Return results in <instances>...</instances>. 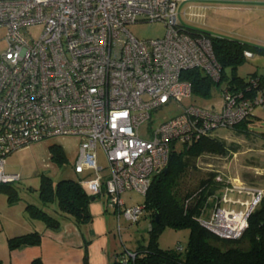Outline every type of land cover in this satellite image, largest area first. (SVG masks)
<instances>
[{
  "label": "built area",
  "instance_id": "built-area-1",
  "mask_svg": "<svg viewBox=\"0 0 264 264\" xmlns=\"http://www.w3.org/2000/svg\"><path fill=\"white\" fill-rule=\"evenodd\" d=\"M179 0H0V184L15 182L7 157L57 137H76L74 171L91 195H106L117 222H137L144 203L127 206L122 193L146 194L152 178L181 145L241 121L251 109L223 88V106L193 104L192 84L182 77L199 69L220 78L211 40L177 22ZM163 21L160 38L139 39L126 27ZM39 26L36 36L32 28ZM247 58L251 51H244ZM264 101V98H261ZM174 104L173 116L157 115ZM105 165L98 163V150ZM105 171V174L102 173ZM232 176L215 207L200 223L222 238L240 237L264 189ZM220 178V177H218ZM239 181V183H236ZM244 197V198H243ZM134 253L126 251V257Z\"/></svg>",
  "mask_w": 264,
  "mask_h": 264
},
{
  "label": "trees",
  "instance_id": "trees-1",
  "mask_svg": "<svg viewBox=\"0 0 264 264\" xmlns=\"http://www.w3.org/2000/svg\"><path fill=\"white\" fill-rule=\"evenodd\" d=\"M181 27L191 34L204 33L209 36L215 58L221 67L217 81L199 69L184 71L182 77L191 82L192 95L197 93L207 96L213 84H222L221 90H231L239 102L248 101L251 109L248 115L233 125L218 127L198 139L172 146L167 170L163 169L153 176L145 194V215L150 219L147 243L138 249H126L133 252L134 256L126 257L125 262L122 259L118 261L119 254L115 253L114 264H264V196L249 215L243 234L236 239H227L204 227L199 218L209 216L229 177L211 171L208 177L200 179L196 189L188 190L183 196L175 192L178 178L188 167L194 165L198 157L204 154L225 156L236 152V146L227 144L223 136L216 134V130L235 129L238 133L250 131L249 122L254 116V108L264 107V101H261L264 98V75L253 72L240 76L237 69L247 59L244 51H251L254 56L264 52V48L235 39L212 36L195 28ZM48 149L52 162L59 167L68 164L59 144L53 143ZM81 179L79 176L78 179L62 178L54 182L51 177L41 174L38 188L27 189L30 195L25 196V210L31 219L42 222L46 228L57 229L63 224L73 223L84 242L85 254L80 264H89L87 247L90 239L86 237V230L93 220L89 204L98 196L89 194L82 186ZM246 184L257 187L253 182ZM0 192L6 194L10 203L23 199L14 182L1 183ZM31 197L33 198L30 199ZM166 225L189 229L184 249H163L158 245L159 232ZM41 239L42 232L33 229L9 237L8 247L13 250L22 245L36 246L41 243ZM241 243H247V247H242ZM0 264H3L1 259ZM31 264L44 263L41 258L36 257Z\"/></svg>",
  "mask_w": 264,
  "mask_h": 264
},
{
  "label": "rangeland",
  "instance_id": "rangeland-1",
  "mask_svg": "<svg viewBox=\"0 0 264 264\" xmlns=\"http://www.w3.org/2000/svg\"><path fill=\"white\" fill-rule=\"evenodd\" d=\"M176 11L177 22L181 26L264 48V0H179ZM126 27L139 39L160 38L167 29L163 21L141 19L127 24ZM39 30V26H34L33 35L36 36ZM253 72L264 75V52L247 58L237 69V74L240 76H247ZM221 88L222 84H213L209 95L202 96L194 93L192 97L185 98L182 105L193 104L207 110L220 111L223 106ZM182 105L174 104L164 111L163 109L153 110L152 117L173 116L181 111ZM253 113L252 121L249 122L250 131L247 133H238L235 129L226 128L216 130V134L223 136L227 144L236 146V152L225 156L204 154L198 157L194 165L188 167L178 178L175 192L179 196H183L188 190L196 189L200 179L208 177L211 171H217L229 178L237 176L235 178L241 179L244 183L253 182L255 186L264 189V107L256 106ZM49 142L64 145L72 161H68V164L62 167L52 162L50 165H45L48 161ZM74 149L73 140L54 138L7 157L6 171L18 172L21 175L14 185L18 188L20 195H23V199L10 203L6 194L0 192V259L3 264H9L10 261L11 250L8 247V238L24 233L28 230L27 223L34 221L25 210V196L30 195L27 189L38 188L41 174L51 177L54 182L62 178L78 179L81 176L73 168V161L77 154V150ZM98 163L105 165V158L100 149ZM102 173L105 174V171ZM122 197L127 206L145 201V194L136 190L124 191ZM149 224L150 219L147 215L142 216L137 222H130L123 215L118 222L117 217L113 219V226L109 231L108 248L111 252L116 251L119 254L118 261L125 256L126 249L147 243ZM188 235V228H174L166 225L159 232L158 245L163 249H184ZM241 246L246 248L247 243H241ZM114 262L115 258L112 259L111 264Z\"/></svg>",
  "mask_w": 264,
  "mask_h": 264
},
{
  "label": "crops",
  "instance_id": "crops-1",
  "mask_svg": "<svg viewBox=\"0 0 264 264\" xmlns=\"http://www.w3.org/2000/svg\"><path fill=\"white\" fill-rule=\"evenodd\" d=\"M57 138L62 140H73L75 143L74 150H78L79 141L76 137L61 136ZM44 142L45 141H41L29 145L15 152H20L28 148H34ZM51 144L53 143L49 142L47 145L48 161L45 162V165H50L52 162L48 149ZM60 146L63 148L67 160L72 161L70 153L66 150V147L64 145ZM105 200L106 195L101 194L89 204V211L93 217L92 223L86 230V237L90 239L87 247L89 264H109L112 259L115 258L116 251L111 252L108 247L110 243L109 231L113 226V219H115L116 216L114 215L112 209L105 206ZM27 225L28 230L25 232L33 229H37L42 232L41 243L36 246L22 245L11 250L9 264H31V261L36 257L41 258L44 264H80L82 262L85 254L83 237L73 223L63 224L57 229L46 228L43 223L35 220L27 223ZM139 246L140 245L134 246L131 249H138Z\"/></svg>",
  "mask_w": 264,
  "mask_h": 264
},
{
  "label": "water",
  "instance_id": "water-1",
  "mask_svg": "<svg viewBox=\"0 0 264 264\" xmlns=\"http://www.w3.org/2000/svg\"><path fill=\"white\" fill-rule=\"evenodd\" d=\"M166 170H167V167L164 168V171H166Z\"/></svg>",
  "mask_w": 264,
  "mask_h": 264
}]
</instances>
